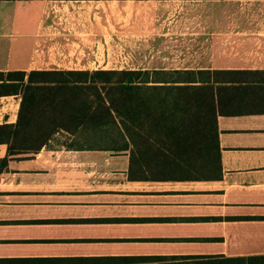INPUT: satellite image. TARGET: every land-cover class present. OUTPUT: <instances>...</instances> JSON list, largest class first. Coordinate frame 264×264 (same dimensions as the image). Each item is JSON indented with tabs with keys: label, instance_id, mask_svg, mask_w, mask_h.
Here are the masks:
<instances>
[{
	"label": "crops",
	"instance_id": "1",
	"mask_svg": "<svg viewBox=\"0 0 264 264\" xmlns=\"http://www.w3.org/2000/svg\"><path fill=\"white\" fill-rule=\"evenodd\" d=\"M210 1L232 0H0V72L238 71V105L216 97L220 171L193 165L210 159L204 138L156 142L137 171L130 148L69 145L64 130L7 155L0 264H264V0H238V14L196 12L195 2ZM226 34L238 42L211 46L208 37L196 47L193 37ZM198 110L185 120L197 130L209 119ZM16 118L0 113V124Z\"/></svg>",
	"mask_w": 264,
	"mask_h": 264
},
{
	"label": "trees",
	"instance_id": "2",
	"mask_svg": "<svg viewBox=\"0 0 264 264\" xmlns=\"http://www.w3.org/2000/svg\"><path fill=\"white\" fill-rule=\"evenodd\" d=\"M230 84H217L218 79ZM238 71L94 69L30 70L0 72V96L21 94L14 123L0 124V143H7L5 163L13 151L39 149L54 133L64 130L74 143L115 151L130 148V163L142 169L140 157L155 152L156 142L206 139L210 159L194 163L207 173L220 171L216 143L215 111L221 95L227 105L236 103ZM190 79L188 86L158 79ZM199 79V80H198ZM227 80V81H228ZM223 81V80H221ZM221 87H219V86ZM224 93V94H221ZM205 108L209 119L199 130L187 125L188 118H201V111L186 116V109ZM190 119L188 121H190ZM159 148V147H158ZM207 148V147H206ZM161 149V148H159ZM169 150L172 147H168ZM257 256L228 259L244 264Z\"/></svg>",
	"mask_w": 264,
	"mask_h": 264
},
{
	"label": "rangeland",
	"instance_id": "3",
	"mask_svg": "<svg viewBox=\"0 0 264 264\" xmlns=\"http://www.w3.org/2000/svg\"><path fill=\"white\" fill-rule=\"evenodd\" d=\"M198 3L195 2V10L196 12L202 10L205 12H210L212 16L216 15L219 16L220 14L228 13L229 15L236 14L238 12V0L237 1H221V2H214L210 1L208 3H204L203 5H197ZM238 14V13H237ZM211 21L216 22L217 25L221 26L222 23H224L223 26L226 27H233L238 25V19H228L226 22L222 18H213ZM194 42L196 44V47L201 43V41L206 42V39L209 37V42L211 43V46H214V44H225L233 45L234 43L238 42V35H232V34H226V35H210V36H200L194 35ZM165 48V47H164ZM59 70H67V69H59ZM85 70H94L93 69H85ZM152 70V69H149ZM21 101V94H15V95H1L0 96V113L8 112L10 118L17 117V113L19 110V103ZM63 133H60L56 136L58 138H61ZM68 138V137H67Z\"/></svg>",
	"mask_w": 264,
	"mask_h": 264
}]
</instances>
